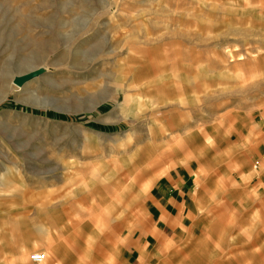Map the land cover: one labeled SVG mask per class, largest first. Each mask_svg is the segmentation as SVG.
<instances>
[{
    "label": "rangeland",
    "instance_id": "obj_1",
    "mask_svg": "<svg viewBox=\"0 0 264 264\" xmlns=\"http://www.w3.org/2000/svg\"><path fill=\"white\" fill-rule=\"evenodd\" d=\"M178 165L197 205L155 243ZM36 253L264 264V0H0V264Z\"/></svg>",
    "mask_w": 264,
    "mask_h": 264
},
{
    "label": "crops",
    "instance_id": "obj_2",
    "mask_svg": "<svg viewBox=\"0 0 264 264\" xmlns=\"http://www.w3.org/2000/svg\"><path fill=\"white\" fill-rule=\"evenodd\" d=\"M169 153V151L162 153V159L166 158ZM157 159H160V157ZM175 167L176 168H173L169 173L156 181L152 189V194L148 199L150 203L149 207H152L157 213L158 218L153 230L148 232L149 237L155 243H160L161 240L167 242L174 241L179 235L180 231L178 229L181 230L179 225H183H178L177 222L187 221L188 217L193 214V209L195 210L197 205L195 200V178L190 172V167L183 165ZM140 175L141 173L138 172L136 176ZM189 185L193 188L188 189ZM47 258L48 257L44 254V260L39 264H45Z\"/></svg>",
    "mask_w": 264,
    "mask_h": 264
},
{
    "label": "water",
    "instance_id": "obj_3",
    "mask_svg": "<svg viewBox=\"0 0 264 264\" xmlns=\"http://www.w3.org/2000/svg\"><path fill=\"white\" fill-rule=\"evenodd\" d=\"M43 72V70H36L33 71L27 75L21 76V77H17L14 79V84L18 87L22 86L25 82H27L28 80L32 79L33 77H36L37 75L41 74Z\"/></svg>",
    "mask_w": 264,
    "mask_h": 264
},
{
    "label": "built area",
    "instance_id": "obj_4",
    "mask_svg": "<svg viewBox=\"0 0 264 264\" xmlns=\"http://www.w3.org/2000/svg\"><path fill=\"white\" fill-rule=\"evenodd\" d=\"M29 260L32 264H39L43 260V254L36 253L29 257Z\"/></svg>",
    "mask_w": 264,
    "mask_h": 264
},
{
    "label": "bare ground",
    "instance_id": "obj_5",
    "mask_svg": "<svg viewBox=\"0 0 264 264\" xmlns=\"http://www.w3.org/2000/svg\"><path fill=\"white\" fill-rule=\"evenodd\" d=\"M35 70H36V69H35ZM37 70H43V68H38ZM31 72H33V71H31ZM31 72H30V70H29V71L25 72L24 75H27V74H29V73H31ZM24 75H21V76H24ZM21 76H16V77H14V78H13V82H14V79H15V78H17V77H21ZM15 86H16V85H15ZM16 87H17V86H16ZM17 88H18V87H17ZM41 254H43V253H41ZM43 260H44V254H43ZM43 260H42V261H43ZM42 261H41V262H42ZM41 262H40V263H41Z\"/></svg>",
    "mask_w": 264,
    "mask_h": 264
}]
</instances>
